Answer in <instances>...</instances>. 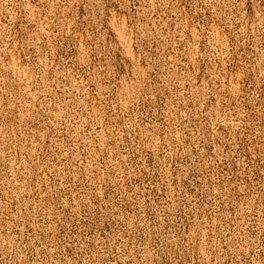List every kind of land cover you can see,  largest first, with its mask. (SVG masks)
I'll use <instances>...</instances> for the list:
<instances>
[{"label": "rangeland", "instance_id": "rangeland-1", "mask_svg": "<svg viewBox=\"0 0 264 264\" xmlns=\"http://www.w3.org/2000/svg\"><path fill=\"white\" fill-rule=\"evenodd\" d=\"M0 264H264V0H0Z\"/></svg>", "mask_w": 264, "mask_h": 264}]
</instances>
